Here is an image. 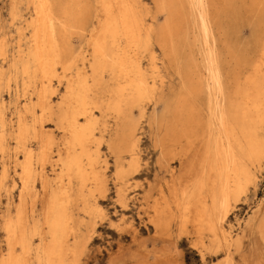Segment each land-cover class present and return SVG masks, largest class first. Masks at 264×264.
<instances>
[{
  "label": "bare ground",
  "instance_id": "6f19581e",
  "mask_svg": "<svg viewBox=\"0 0 264 264\" xmlns=\"http://www.w3.org/2000/svg\"><path fill=\"white\" fill-rule=\"evenodd\" d=\"M234 1L8 0L0 264H81L110 186L127 207L144 123L163 133L164 157L185 138L202 147L196 179L161 191L152 223L176 210L180 234L192 224L214 264H237L236 252L264 264V196L238 233L231 223L264 170V0H251L250 47Z\"/></svg>",
  "mask_w": 264,
  "mask_h": 264
},
{
  "label": "rangeland",
  "instance_id": "374dc122",
  "mask_svg": "<svg viewBox=\"0 0 264 264\" xmlns=\"http://www.w3.org/2000/svg\"><path fill=\"white\" fill-rule=\"evenodd\" d=\"M234 3L235 7H242L245 12L244 18L237 22L239 27L237 30L241 32L244 44L250 47L254 43L251 34L256 19L258 20L257 11L253 9L251 0H235ZM7 7L8 0H0V16L3 18H5ZM263 8L262 19H264ZM75 42L77 43V40ZM169 80V87L164 89L166 92L177 84V78L174 76ZM153 109V104L148 107V115H153ZM162 109V103H158L157 114H160ZM142 127L144 135L140 143L141 168L139 175L132 181L134 186L126 193L127 207L119 204L115 197V190L110 186L107 197L103 200L109 218L97 221V232L90 236L88 249L81 257V264H214L217 258L209 251L200 248L199 239L194 234L192 224H189L188 229L180 234L179 223L175 219L178 213L176 210L167 214L164 219H155V223H152L154 207L162 202L161 191L170 193L173 185L177 190H182L196 179L202 155L199 141L185 138L184 142L177 147L178 149L173 150V154L170 153L164 157L162 148L158 146L159 138L163 133L159 134L156 127L149 123H144ZM260 180L255 200L240 205L231 217L235 233L240 231L242 222L251 214L255 202L264 196V170ZM3 211L2 205L0 221ZM1 233L0 230V241ZM235 257L237 264H242L238 252L235 253Z\"/></svg>",
  "mask_w": 264,
  "mask_h": 264
}]
</instances>
